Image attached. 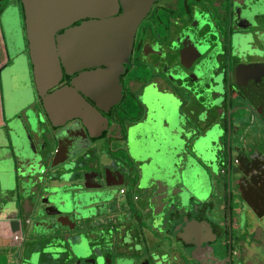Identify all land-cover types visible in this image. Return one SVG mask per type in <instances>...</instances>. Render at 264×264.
Masks as SVG:
<instances>
[{"label": "flooded vegetation", "instance_id": "af4514ba", "mask_svg": "<svg viewBox=\"0 0 264 264\" xmlns=\"http://www.w3.org/2000/svg\"><path fill=\"white\" fill-rule=\"evenodd\" d=\"M121 12L119 4L105 18ZM3 15L16 44L10 57L4 43L0 74L22 70L23 65L30 76L20 94H11L8 122L20 118L27 130L34 127L38 132V139L32 134L38 150L68 157L52 169L49 161L41 183L27 187L16 183L8 200L18 212L27 211L26 223L38 216L34 225L65 232L67 248L84 252L73 264H234L233 253L249 264L244 244L249 238L241 242L237 238L240 251L233 246L232 202L239 200H232V192L238 188L243 205L236 222L241 224L247 203L257 220L251 245L264 252V240L257 236L259 226L264 228V199L256 203L241 192L259 187L264 194V0H153L137 25L127 61L118 70V90L113 86L102 91L107 70L103 64L72 72L62 66L61 79L47 90L48 95L74 87L75 96L101 114L89 126L72 113L64 115L70 118L67 122L54 124L60 123V116L46 108L34 84L22 1L0 0ZM99 19L76 18L55 32V42L68 28ZM88 78L90 83L78 84ZM216 85L223 86L222 93L213 96L219 108L208 98V89ZM96 86L102 95L94 93ZM228 91L229 114L222 121L229 128L226 145L220 135L222 114L205 118L212 107L220 110ZM61 100L59 112L65 108ZM177 101H183L180 109ZM24 103L28 105L22 107ZM208 131L213 134L210 138L205 136ZM202 137L204 145L196 149ZM199 148L212 155L214 169L216 154L225 152L214 180L218 182L224 173L225 190L217 192L215 202L211 185H205L202 199L187 192V178L198 183L196 170L212 168L198 155ZM237 168L246 169L241 185L237 178L231 179ZM51 171L60 177L51 178ZM129 206L136 208L137 220L143 216L145 232L127 219H118ZM157 249L164 256L156 257ZM120 251L126 254L115 256ZM56 253L60 263L68 255L64 250Z\"/></svg>", "mask_w": 264, "mask_h": 264}, {"label": "water", "instance_id": "95a60500", "mask_svg": "<svg viewBox=\"0 0 264 264\" xmlns=\"http://www.w3.org/2000/svg\"><path fill=\"white\" fill-rule=\"evenodd\" d=\"M21 1L24 10L25 33L27 35L34 84L38 95L43 97L46 108L49 111L51 110L55 117L60 116L58 120L60 123L56 122L54 124L67 122L70 118H66L64 115L69 113L83 118L84 123L88 126L96 124L98 119L101 118V114L96 108L77 98L74 94V87L67 86L61 91H54L53 94L48 95L47 90L61 79L62 66L67 72H72L93 64H103L107 67V70L103 73L104 87L101 88L102 91L105 92L113 86L117 87L118 90L116 79L118 70L127 61L137 25L149 10L153 0ZM119 4L122 7V12L114 17L105 18V16L115 13L119 8ZM85 15H93L100 19L68 28L57 36L55 42L54 35L58 29ZM12 43L13 41H10L11 49ZM11 52L13 53L12 50ZM58 57H61L62 65ZM83 82L88 84L91 80L89 78L87 81L79 80L78 84L83 85ZM115 84L117 85L115 86ZM96 88L97 86L94 88V93L102 95L101 89ZM222 90L220 85L208 89V93L210 92L209 100L215 103L217 100L213 96L218 92H222ZM61 97L65 108L62 109V112H59L58 100ZM103 102L101 101V103ZM102 107L104 106L102 105ZM17 119L18 117L7 123L9 131L7 132L6 136L8 138H6L4 145L1 144L3 139H0V155L4 154L5 156H2L4 164L2 169H0V193H7L5 190L11 193L17 182L24 183L26 187L31 184L41 183L44 177L43 170L49 161L52 169L64 163L68 158L67 156L59 157L60 152L43 153L38 150L32 138L33 134V137L38 139V132L34 127L27 130V126L23 121L20 118ZM212 135V132L208 131L205 136L210 138ZM203 141L204 137L198 141V144L196 143V149L204 145ZM10 146H12V150H10ZM199 151V153H202L200 148ZM202 154L206 157L203 158L201 154L198 155L212 168L202 169L201 171L196 170L195 178L198 183H195L192 179L190 180V178L186 179V187L189 189L187 192L192 193L199 199L205 197L207 193L205 189L206 183H199L202 174L206 171L209 174L214 171L211 165L212 155L208 152ZM50 177L59 178L60 176L51 171ZM55 212L58 211L55 210ZM207 227L209 228L208 224ZM43 251H40L41 254ZM50 251L45 253L58 255L54 250ZM72 251L78 258L83 256L84 253L83 250L75 246H72ZM32 255L29 259L30 262Z\"/></svg>", "mask_w": 264, "mask_h": 264}, {"label": "rangeland", "instance_id": "374dc122", "mask_svg": "<svg viewBox=\"0 0 264 264\" xmlns=\"http://www.w3.org/2000/svg\"><path fill=\"white\" fill-rule=\"evenodd\" d=\"M19 17H20V20H21V16L20 15H19ZM6 19L7 18H5V15L0 17V34H3L4 37H5V42L7 44V52H8V54H10L9 56L11 57V56L14 55L11 52V45H10V41L13 40V39L10 40L11 32H10V27L5 22ZM18 24H19V20H18ZM15 44H16V41L13 40V45H15ZM4 57H6L5 54L0 50V64L2 63V60H4ZM29 79H30V76L27 73V71L25 70V68L23 67V65H22V70H13V71L8 72V73L6 71H2L1 72V74H0V83L1 84L0 85H1V91H2L3 108H4V113H5L6 117L11 113V110H12L11 105L9 103V102H11V100H10V98L12 97L11 94L12 93L20 94L23 91V86L22 85L24 84V82L28 83ZM222 89H223V86H222ZM224 94H225V92L223 93V97H224ZM222 99H224L223 106L221 107L222 109L220 108L222 113L220 112V110H218L216 108L214 109L212 107V109L214 111L207 117L204 114L205 115L204 117H206L205 120L206 119H217L222 114L221 121H219L221 123V125H220V135L222 136L223 142L226 143V145H227L226 137L228 136V134L226 135L225 132H226V130L228 131L229 128L228 127L226 128L224 122H222V121H225L226 118L228 119V114H229L228 105L230 103V92L228 91L227 95H225V97L222 98ZM182 104H183V101L180 102V103L177 101V105H178L179 109H180V106H182ZM27 105H28V103L27 104L24 103L22 105V107H26ZM212 105H216L218 107L219 102L214 103ZM19 109L20 108H18V110ZM202 121H204V120H202ZM254 130L258 131L257 134L259 135L260 131L257 128H254ZM241 131H242V129H240L238 133H241ZM235 132L236 131H233V133H232L233 136H234ZM203 153H205V152H203ZM224 153H219L218 152L216 154L218 166L216 164L217 168L214 169V171H213L214 175H211V174H209L206 171V172H204L202 174V178L199 181V183H206L208 188L211 185L212 192H213L212 200L214 202H215L214 199L218 195L217 192L219 190L221 192H222V190H225V188L223 186V179H222L223 178L222 176L225 175L224 173L221 172V177H220V180L218 182L214 181L217 178V176H218L217 173L220 171L219 168H221L220 167L221 166V162H219V161L221 159H223L224 161L226 160V158H225L226 156H225ZM200 154H201V156L203 158L206 157L202 153H200ZM198 170L201 171L200 169H198ZM231 179L232 180L234 179V174L231 176ZM213 183H214V185H213ZM208 188H207L208 193H209L208 195H210L211 189H208ZM235 189L238 191V188H235ZM237 191H233L232 192V196H233L232 200L234 199V197H238V200H239L237 202H235V201L232 202V207H233V225H232V227H233L232 228V230H233V232H232L233 246L235 247V249L238 248V250L240 251L241 250V244H238V240H239V242H241L243 240H246V238H249L244 243L245 247H246V249H245L246 255H248V256L250 255V259H246V261L250 260L249 262L251 264H258V262H257V260H258L259 262H261L260 264H264V252L261 253V251H258V249L253 244L251 245V242H250L252 240L251 236H252L253 223H255L257 220H254L252 214L250 213L251 209H250V207L248 209V204L247 203H244V206H243V218H242L241 224L238 225L237 222H236V217H237V214H238V210L240 208V204L243 205L242 197L240 195L238 196ZM134 211H136V208H134V207L131 208L129 206L128 207V211L126 213H124L125 215L124 214L121 215L118 219L119 220L127 219V220H129L128 223H130L132 225L135 224V227L137 228V230L142 229V231H143L144 221L141 223V217H143V216L141 215V212H140V214H139V215H141L140 219L137 220V217H134V214H133ZM37 218H38V216L37 217L36 216L31 217L30 218V220H31L30 224L26 223V221H25V219H23V217H21V219L19 218L21 220L19 222V224H20V227L22 228L23 233L25 235L26 242L24 243L22 248H21V246L19 244L18 245H14L12 247H8L6 249H4V248L1 249L0 248V264H44V262L42 261V256H41V252H40L41 249H42V251L44 250L43 251L44 253L45 252H51L50 250H54L55 253L56 252H62L64 250L65 252L68 253V255L65 256V257H67L65 259L66 260L65 264H71L73 261L76 260L75 258H77V257H75V254H73L67 248L66 240H65V237L67 236V234L65 232H61L60 230H58L56 228L53 229V227H50L48 229V228H46L45 226H42V225H34L33 222ZM11 225H12L11 221H8L7 225H6V229H7L6 231L8 233H10ZM105 228H108V227H105ZM111 232H113V231H111ZM143 232H145V231H143ZM59 234H61V235L59 236ZM5 235H6V233H5ZM56 235H58V236H56ZM145 236H147V235L145 234ZM237 238H238V240H237ZM127 241L128 240L126 239V242ZM217 244L221 247V241L217 242ZM20 248H21V250H20ZM11 250L15 251V253L19 252V250H20L21 256H19V257L21 259H20L19 262L16 261V259H18V258H15L16 255L15 254L13 255L11 253ZM34 250H36V251H34ZM141 250L146 253L145 247L143 249H141ZM157 250H155V256L157 254L156 257H159L160 255H163L162 251L160 252V250H158V251ZM37 251H38V253H36ZM31 252H33V255H32V258H31V262H30V260H29L30 258H28V256H29V254ZM125 254L126 253L124 251H120V252L116 253L115 256L125 255ZM11 255H12V257H11ZM257 255H258L259 258H257ZM255 256H256L257 260H256ZM51 257L54 260H58V255H56V254L55 255L54 254L51 255ZM50 261H52V260H50ZM115 261H116V259L114 260V263H115ZM232 261L234 262V264H244L243 261H242V258L240 259L238 254H234L233 253ZM56 263L60 264L59 261L56 262ZM187 264H189V263L187 262Z\"/></svg>", "mask_w": 264, "mask_h": 264}, {"label": "crops", "instance_id": "0c3cea01", "mask_svg": "<svg viewBox=\"0 0 264 264\" xmlns=\"http://www.w3.org/2000/svg\"><path fill=\"white\" fill-rule=\"evenodd\" d=\"M4 40H3V36H1L0 34V50L4 52ZM2 91H1V86H0V139L1 140V144L4 145L6 143V138H8L7 132L9 131V128L7 126V122H8V116H5L4 113V108H3V102H2ZM7 150V149H5ZM2 156H4V154L0 155V169H2L3 166V160H2ZM246 169L245 168H237L236 170L232 171L234 174V178L237 181L240 182V185L242 184L241 181H243V177L245 174ZM236 174V175H235ZM238 184V183H237ZM241 192L243 194V196L245 197H249L251 199H253L254 201H256V203L261 202L262 199H264V194L263 192H260L259 187L258 190L257 189H251L249 191V189L247 190L246 188H241ZM7 193L5 192H1L0 193V248L1 249H6L8 247H12L14 245H20L21 248L23 247L24 243H25V235L23 233V230L21 229V227L19 226V218L24 217L27 218V211L22 210L18 212V208L14 206V204L12 205V201L9 202L8 197H10V193L8 190ZM23 214V215H22ZM264 220V219H263ZM11 221V230L10 233H8L6 230V225L7 222ZM27 222V221H26ZM260 225L262 226V223H260ZM259 226V225H258ZM21 230V233H19V231ZM6 233V235H5ZM15 235H21V237H24V240L22 242H18L20 241V239H15ZM10 236V237H9ZM257 236L258 238L264 240V228L262 226V228L259 226V228L257 229ZM17 241V242H16ZM20 248V250H21ZM19 252H16L11 250V253L17 256V258L19 259V255L21 254ZM248 256V255H247ZM12 257V255H11Z\"/></svg>", "mask_w": 264, "mask_h": 264}, {"label": "trees", "instance_id": "16d2710c", "mask_svg": "<svg viewBox=\"0 0 264 264\" xmlns=\"http://www.w3.org/2000/svg\"><path fill=\"white\" fill-rule=\"evenodd\" d=\"M4 43H5V41H4ZM174 173H175V172H174ZM177 174H179V172H178V173L176 172V175H177ZM20 219H21V218H20ZM20 219H18V220H20ZM23 219H25V221H27V220H26L27 218H24V217H23ZM19 222H20V221H19ZM19 226H20V225H19ZM21 229H22V228H21ZM19 233H21V230L19 231ZM19 236L21 237V235H19ZM23 240H24V237H21V238H20V241H18V242H22ZM16 242H17V241H16ZM25 242H26V240H25ZM41 250H42V249H41ZM34 251H36V250H34ZM31 253H33V252H31ZM49 255H50V253H44V252H42V255H41V256H42V261L44 262V264H58V263H56V262H58L60 259H59L58 261H56V260H52V259L49 258ZM19 256H21V254H20ZM19 256H18V257H19ZM64 257H65V256H64ZM15 258H17V256H16ZM20 259H21V258L19 257V259H16V261L19 262ZM65 259H66V258H64V261H63L62 263H60V262H59V263H60V264H65V261H66ZM50 260H52V261H50ZM73 262H74V261H73ZM73 262H72L71 264H73Z\"/></svg>", "mask_w": 264, "mask_h": 264}, {"label": "built area", "instance_id": "2783aa9c", "mask_svg": "<svg viewBox=\"0 0 264 264\" xmlns=\"http://www.w3.org/2000/svg\"><path fill=\"white\" fill-rule=\"evenodd\" d=\"M14 237H15V239H20L21 238L19 235H15Z\"/></svg>", "mask_w": 264, "mask_h": 264}]
</instances>
